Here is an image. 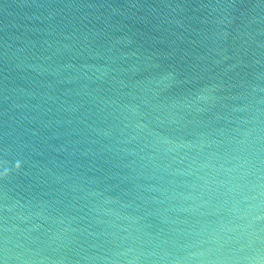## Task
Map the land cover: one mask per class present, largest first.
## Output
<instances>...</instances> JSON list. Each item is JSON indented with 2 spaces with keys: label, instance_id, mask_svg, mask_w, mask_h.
<instances>
[{
  "label": "water",
  "instance_id": "95a60500",
  "mask_svg": "<svg viewBox=\"0 0 264 264\" xmlns=\"http://www.w3.org/2000/svg\"><path fill=\"white\" fill-rule=\"evenodd\" d=\"M0 264H264V0H0Z\"/></svg>",
  "mask_w": 264,
  "mask_h": 264
}]
</instances>
